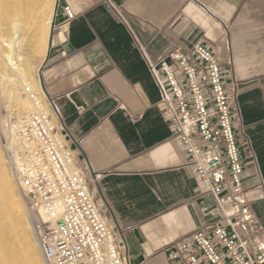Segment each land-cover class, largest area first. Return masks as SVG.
Returning <instances> with one entry per match:
<instances>
[{"label":"crops","instance_id":"1","mask_svg":"<svg viewBox=\"0 0 264 264\" xmlns=\"http://www.w3.org/2000/svg\"><path fill=\"white\" fill-rule=\"evenodd\" d=\"M53 20L36 85L56 99L53 124L97 181L95 200L130 264H176L167 250L220 217L149 67L196 43L219 58L227 84H241L234 126L255 155L242 182L264 227V0H55ZM249 233L264 243V230Z\"/></svg>","mask_w":264,"mask_h":264},{"label":"built area","instance_id":"2","mask_svg":"<svg viewBox=\"0 0 264 264\" xmlns=\"http://www.w3.org/2000/svg\"><path fill=\"white\" fill-rule=\"evenodd\" d=\"M63 11L67 23L75 15ZM166 118L179 137L204 194L219 212L211 227L171 246L176 264H264V243H252L249 230H264L247 199L242 175L255 159L251 145L235 130L241 84H227L225 69L213 52L196 43L189 54L170 52L149 62ZM264 89V84H263ZM25 85L31 103L14 142H0L16 182L28 202L39 248L46 264H130L120 250L92 191L89 178L52 121L60 117L56 99ZM46 100V101H45ZM255 163V162H254ZM122 235L124 234L121 231Z\"/></svg>","mask_w":264,"mask_h":264},{"label":"rangeland","instance_id":"3","mask_svg":"<svg viewBox=\"0 0 264 264\" xmlns=\"http://www.w3.org/2000/svg\"><path fill=\"white\" fill-rule=\"evenodd\" d=\"M51 4L53 0H0V142H10L9 127L16 122V115L21 111L17 101L19 90L21 98L27 105L26 115H29L31 103L23 92V85L27 84L40 96L42 94L36 85L38 68L43 57L39 44L48 29L47 17ZM15 25H20V35L19 39L15 40L17 43L14 41L11 45ZM9 59L13 60V66L8 62ZM19 78L25 79V83ZM10 81L15 83L12 84ZM0 156L8 182L22 212V216H18L8 200L1 203L0 209L4 210L2 225L12 230L13 241L19 250L17 261L22 264L29 261L46 264L34 233L31 221L33 217L28 202L16 182L1 146ZM21 224L24 225V231L19 228ZM32 250L33 254H30ZM30 255H33L34 260Z\"/></svg>","mask_w":264,"mask_h":264},{"label":"bare ground","instance_id":"4","mask_svg":"<svg viewBox=\"0 0 264 264\" xmlns=\"http://www.w3.org/2000/svg\"><path fill=\"white\" fill-rule=\"evenodd\" d=\"M51 5H52V7L49 8L50 13L47 17L48 29L44 33V36L42 37V39L40 38L41 41L39 44L40 49H41L40 51L42 52V54L44 56L46 55V53L48 51V46H49V37H50V31H51V23L53 20L55 0H53V4H51ZM20 28H21L20 25H15L14 36L10 42L11 45L15 40L17 41L19 39ZM8 62L11 63V66L14 65L12 59H9ZM19 80H21L22 83H25L24 82L25 79L23 80V78H19ZM13 82L15 83V81H10V83L14 84ZM28 85H29V83H28ZM23 87H24V85H23ZM19 91L17 93V101H18L19 109H21V111L16 115V122L9 127V133H10L9 134L10 135V142L9 143L14 142L16 131L18 130V128L20 126H22V123H24V121H26L28 119V116H29V115L28 116L26 115L27 105L25 104L24 100L21 98ZM39 99L44 100L42 94H41V96H39ZM25 116H26V118H25ZM6 130H8V129L6 128ZM3 200H8L10 202V206L18 214V216H22L21 215L22 212L20 210L19 203L16 200V198L12 192V188L8 182L7 174L5 172V169L3 168V164H2L1 156H0V206H1V203ZM2 213H4V210L0 209V220H1V222H0V262L2 264H22L21 262L17 261V258L19 256V250H18L17 245L13 241V233L11 232L12 230L10 228H8L7 226L2 225L3 224ZM32 225H33V223H32ZM19 228L21 231H24V225L23 224H21ZM33 229H34V227H33ZM6 240H7V242H6ZM30 254H33V250L31 251ZM30 257L32 260H34L33 255H30ZM26 264H35V263H33L32 261H29Z\"/></svg>","mask_w":264,"mask_h":264},{"label":"water","instance_id":"5","mask_svg":"<svg viewBox=\"0 0 264 264\" xmlns=\"http://www.w3.org/2000/svg\"><path fill=\"white\" fill-rule=\"evenodd\" d=\"M54 26H55V24H54V20H53L52 23H51V31H50L49 46H48V48H50V45H51V42H52V36H53Z\"/></svg>","mask_w":264,"mask_h":264}]
</instances>
